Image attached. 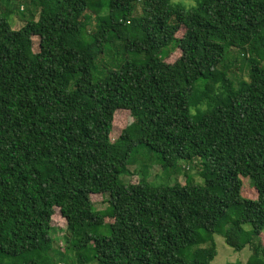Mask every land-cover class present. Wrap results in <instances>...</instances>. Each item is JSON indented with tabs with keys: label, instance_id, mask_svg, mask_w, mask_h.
<instances>
[{
	"label": "trees",
	"instance_id": "trees-1",
	"mask_svg": "<svg viewBox=\"0 0 264 264\" xmlns=\"http://www.w3.org/2000/svg\"><path fill=\"white\" fill-rule=\"evenodd\" d=\"M24 3L13 30L0 0V264H211L217 235L264 264V0ZM139 148L204 184H123Z\"/></svg>",
	"mask_w": 264,
	"mask_h": 264
},
{
	"label": "rangeland",
	"instance_id": "rangeland-1",
	"mask_svg": "<svg viewBox=\"0 0 264 264\" xmlns=\"http://www.w3.org/2000/svg\"><path fill=\"white\" fill-rule=\"evenodd\" d=\"M9 1L10 8H11V16H9V21L12 26L13 30H19L22 28L26 22L29 20V13L27 11L28 7L24 2H30L31 0H7ZM176 2H181L182 0H175ZM188 6H193V2L183 1ZM18 7L21 12L17 11ZM30 10L32 7L29 8ZM27 11V12H26ZM184 34V29L182 28L178 33V36L181 37ZM38 39L35 38L33 41L35 50H38ZM179 51L175 52L171 56H169L166 61L169 63H174L179 55ZM239 63V67H240ZM132 123V118L130 112L127 111H118L115 114L114 118V126L113 131L111 134L112 141L118 139L121 135L122 131ZM135 156L138 157V162L130 167L131 174L124 175L121 177V182L123 184H136L140 181L141 177H146L147 181L150 182L152 185H173L176 182L181 184H186L188 182L196 183V184H204V179L200 176V172L202 170V166H200V160H194L193 162H184L180 161L174 169H170L169 172H165L162 170L160 165V155L150 151L148 149H141L139 148ZM147 165L144 168L143 166ZM159 163V164H158ZM143 170V172H142ZM244 189L243 195L246 198H255L256 192L252 185V182L249 179H244ZM92 202L95 205V208L99 211H107L108 203L107 199L108 196L106 195H92L91 196ZM112 221L110 219H106V232H109L110 225ZM52 226L55 229L53 232V236L56 239V245L58 247L63 248L65 246L64 236L66 234L67 229V221L62 216L60 209L56 208L55 213L52 217ZM262 242H264V232L262 234ZM215 243L217 249V256L211 264H228V263H242L245 264L250 255L251 251L249 248H245L244 250L237 252L229 247L223 237L215 236Z\"/></svg>",
	"mask_w": 264,
	"mask_h": 264
}]
</instances>
